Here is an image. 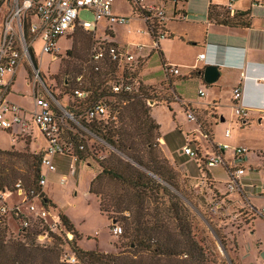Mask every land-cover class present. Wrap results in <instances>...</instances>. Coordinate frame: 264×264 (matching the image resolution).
<instances>
[{"label": "rangeland", "instance_id": "obj_1", "mask_svg": "<svg viewBox=\"0 0 264 264\" xmlns=\"http://www.w3.org/2000/svg\"><path fill=\"white\" fill-rule=\"evenodd\" d=\"M22 5V0H8L3 9L0 10V34L7 14L15 7H21ZM113 12L117 20L101 19L96 30L97 39L115 43L136 59L142 55L138 47L143 46L145 54L150 58V53L154 49L153 39L149 34L145 21L143 18H139V13L135 14L136 10L129 3V0H114ZM164 12L168 18L171 11L167 9ZM32 15L33 13H29L27 19H30ZM79 20L93 23L95 22V17L91 12L83 10L79 13ZM142 31L144 33H141ZM108 32H112L114 38L107 36ZM25 33L27 40L29 42L32 41V37L27 30ZM93 39L94 36L92 37V35L75 29L68 37L60 38L58 43L59 54L56 57L48 54L42 56L43 42L41 40L36 41L34 45L39 58L40 69L32 70V80L36 81L37 85L40 82H48L50 91L59 96V98L56 96L55 98L57 101L62 102L63 107H67L66 102L63 100L65 99L63 93L66 90L69 91L65 82L68 80L70 86L74 88L75 78L87 70L88 66L86 64L92 52ZM162 42L165 43V40L160 39L159 44ZM67 51H72L69 56ZM36 72H39V76H37ZM142 76L146 84L154 83L163 77L161 59L158 54L153 55L148 61ZM11 96L18 97L24 101L27 111H23V115L25 112L33 113L34 98L32 97L31 89L25 84L24 80L21 79L17 82L11 92ZM55 105L64 112V109L61 106L59 107L56 102ZM173 110V112H170L165 104L158 105L153 109V113L158 114V119H156L154 114L153 116L161 127V132L170 131L171 129H176V127L180 128L179 131H181L183 126H196V121H191L188 118V114L179 105H174ZM227 119V123H230V116ZM121 127H123V124H121ZM233 127L237 146H242V148L249 151L247 157L249 156L250 161L241 165V168L245 171V182L243 184L247 185H243L241 191L248 194L249 201L252 204L257 208H262L264 206V191L260 190L259 187L264 185V117L261 122H259V118L253 119V122L251 121L250 125H246L244 128L238 122ZM79 130L80 136L77 134L76 138L72 139L74 134H67L64 137L65 140L73 141L75 145H85L88 150L91 147H96L99 152L97 155L91 154V156L90 152H84L82 154L84 160L76 161L74 173H71L69 169L70 159L56 158L57 172L51 174L47 181V196L53 201L57 210L64 212L78 234L82 235L81 242L82 244L85 242L83 244L85 248H94L101 252L109 250L110 253L114 254L117 252L116 246L120 244L121 237L112 235L110 221L100 211L99 199L94 194H90L89 190L94 177L99 171L98 161L107 157L110 147L103 140L101 141V139L90 133L85 126L80 125ZM26 137L22 138L21 136V139L13 147L0 149L2 152L11 153V155L1 156V159L5 166L7 165L14 170V176L24 177L28 175V167L33 165V163L35 164V156L42 155L41 150L30 147L31 141ZM10 145V136L0 132V147H9ZM159 149L163 151L161 147ZM138 152L144 155L146 159L147 155L144 154L142 147H140ZM155 155L159 161L162 159V162L166 161L164 166L167 173L171 175L172 179L177 182L183 191V193H180L161 180H157L163 187L168 188L169 192L172 193L173 191V193L180 195L181 199L186 203L182 216L186 225L191 228L192 236L203 247L206 264H234L232 259L235 260L236 264H260L264 262V218L258 215L253 217L250 210L247 212V208L245 209L244 207L247 204L244 205L246 202L241 198L240 191L231 194V197L236 200L235 204L233 202L227 203L229 188L226 185L227 175L222 166H217L212 172L214 177L220 180L217 183V187L226 204L220 210L217 207L218 212L215 214L214 212L216 211L213 208L217 202L211 203L208 199L207 186L204 188L201 183L191 182V180L185 178L184 174L176 170L168 161L164 152L160 155L157 150ZM172 158L175 160L176 165L186 169L189 174L192 173V176H195L193 171L196 172L197 169L194 158H188L184 163H181L182 160L177 156ZM232 158H234V155H232ZM231 164L234 168L239 167V164L233 161ZM148 174L150 175V172ZM64 176H66V184L61 185L60 181ZM96 187L99 188V192L102 194L101 201L103 205L111 210V214L120 222L124 230L122 239V243L125 245L124 250L115 255L123 253L121 256L127 259H144L152 263L161 260V264H169L168 260L161 256L154 258L152 253L145 251L142 247H136V244L132 247L129 246L132 240L126 234L128 223L126 218L131 219V212L121 210L128 207L129 203L133 211L143 205L145 207L144 213H147L146 218L152 223L157 220L169 228H175V222L172 219L173 213L168 201L164 200L161 195L158 196L156 194L137 197L132 192L122 193L119 184L107 178L99 181ZM156 188L158 189L157 186ZM215 199L218 200L219 198ZM7 203L11 207L21 204V210L24 213L29 208V205L22 202V199L17 195H10ZM35 203L38 207H41V202L38 199ZM246 223H249V226ZM10 227L6 230L7 241L22 242L27 247H37L35 239H24L13 232L16 227V222L13 218L10 220ZM214 229L218 231L221 239L226 243L227 250L223 248L218 237L214 234Z\"/></svg>", "mask_w": 264, "mask_h": 264}, {"label": "trees", "instance_id": "obj_2", "mask_svg": "<svg viewBox=\"0 0 264 264\" xmlns=\"http://www.w3.org/2000/svg\"><path fill=\"white\" fill-rule=\"evenodd\" d=\"M7 1L0 0V10L3 9ZM169 1L176 6L182 7L187 2V0ZM129 3L136 10H140L131 0H129ZM138 13L141 14L143 19L145 15H148L141 10ZM247 15L249 16V14H239L238 16L230 17L227 12L223 10L221 12L212 7H210L209 11L210 20L231 26H248L250 23ZM154 22L156 21H152V23ZM30 23L31 21L28 19L26 21L27 31ZM146 26L148 29L152 27L148 22ZM76 29L92 35V37L94 36L92 52L86 64L88 67L85 72L80 73L75 78L74 88L66 80V88L69 91L66 90L63 93V97H65L63 100L67 104V107H63L64 112L56 107L54 103H51V106L56 119L62 125V138L69 146V154L72 157L82 161L84 160L82 156L84 152H90V156L91 154L97 155L99 152L96 147H91L88 150L85 145H75L73 141L65 140L64 137L67 134H74L72 139L76 138L77 134L80 136V125L85 126L90 133L101 139V141L103 140L110 147L107 157L98 161L99 171L90 187V192L99 199L101 213L109 219L110 224L115 223L121 226L120 222L111 214V210L106 208L101 201L102 194L96 186L103 178L119 184L122 193L132 192L137 197H145L147 194L161 195L170 204L175 228H169L157 220H155V223H152L146 218L147 213H144L145 207L143 205L141 208L133 211L129 203L128 207L121 209L131 212V219L126 218L128 220L126 234L132 240L129 246L132 247L136 244V247H142L145 251L152 253L154 258L161 256L165 260H168L169 264H206L203 247L192 236L191 228L186 225L185 219L182 216L186 203L181 199L180 195L173 193V191L172 193L169 192L168 188L163 187L157 182V180H161L176 191L183 193L177 182L167 173L164 166L166 161L162 162L163 159L159 161L155 155L157 154V150L160 155L163 151L159 149L160 127L151 116L150 101H154L157 105L164 104L166 101L158 98V95H161L160 91L154 87L145 86L142 83L140 78L142 66L140 62L137 64L136 62H124L122 65L117 63L109 54V48L116 45L112 42H105L106 44L98 46L95 32H88L79 27ZM151 35L153 38L156 36L152 33ZM108 36L112 37L111 34H108ZM98 47L104 50V55L101 60L96 61L94 57L98 51ZM71 52L67 51V55L69 56ZM31 58L35 67L38 68L39 64L33 50H31ZM165 66L164 64V69ZM79 78L81 79L80 81L78 80ZM115 85H131L132 92L115 94L113 93ZM78 91L84 92L86 96L84 98L78 97L76 94ZM52 94L54 97L59 98L56 93L52 92ZM100 101L105 103L107 111L111 115V119L107 122L92 120L89 117V111ZM114 115H116V119H112ZM121 124H123V127H121ZM202 133H204L207 143L217 150V146L213 144L210 129L203 127ZM140 147L143 148L144 154L147 155L146 159L144 155L138 152ZM79 153L80 155H78ZM3 155H11V153L0 151V192L12 191L15 185L20 182L22 189L30 198L41 196L45 202H42V204L45 207L46 204L51 205L52 202L44 195L40 185V178L43 172L42 155L35 156V164L33 163V165L28 167L29 173L24 177L14 176V170L10 169L7 165L5 166L2 161L1 156ZM206 161L207 159L200 158L197 152V162L200 164L201 170L205 174H208ZM148 172H150V175ZM214 213L216 214L217 212ZM251 215L255 217L254 213ZM61 217L64 225L74 234L76 240L78 235L73 225L62 214ZM13 219L17 221L16 218ZM246 225L249 226V223H246ZM8 228L11 227L0 226V264H62L60 262L61 240L59 238L56 237L48 248L41 249L38 245L37 247H27L22 242L7 241L6 230ZM214 232L223 248L227 250V245L221 239L218 231L214 229ZM36 234L37 231H33L32 233L21 234L20 237L35 239L37 243L38 238ZM113 236L121 237L120 244L116 247L118 252H122L125 246L122 243L124 230L122 235ZM75 240L72 243V249L78 255L79 264H161L162 262L161 260L152 263L144 259H127L121 256L123 253L115 255L84 251L77 246ZM232 262L236 264L234 259H232Z\"/></svg>", "mask_w": 264, "mask_h": 264}, {"label": "crops", "instance_id": "obj_3", "mask_svg": "<svg viewBox=\"0 0 264 264\" xmlns=\"http://www.w3.org/2000/svg\"><path fill=\"white\" fill-rule=\"evenodd\" d=\"M145 5H152L155 7L157 5L164 11L169 9L171 13L168 18L166 17L167 21L163 25V32L167 36V38L164 39L165 43H160L158 47L154 45V49L150 53V58L145 54L143 46L142 50L138 49L142 55L138 59L135 58L134 63H141L140 78L142 83L145 86L154 87L161 92L158 98L166 101L164 104L168 107L170 112L174 111V105H179L182 110H185V113H194L197 118L196 126H183V130L181 131H179L180 128L177 127L170 131H160V147L168 161H170L176 170L184 174V177L191 180V182H199L204 188L207 186L206 191L209 195L208 199L211 203L216 201L217 203L215 206L222 208V206L226 204V201H223V196L220 194L217 187V183L220 180L214 177L212 172L217 166L210 169L206 167L209 173L205 174L201 170L197 159L194 158L197 170L196 172L193 171L195 176H192V173L189 174L186 169H182L176 165L172 157L177 156L182 160L181 163H184L188 158H192L183 153V148L186 147V145H190L199 153V157L203 159H208L214 155L220 154L224 158L226 164L218 166H222L226 172V185L229 180V171L241 168L243 163H248L250 161L249 156L247 157L249 151L242 156L237 155L234 151V149L242 148V146H237L238 144L233 126L238 122L241 124V127L244 128L246 125L249 126L251 121L253 122V119L259 118V122H261L264 117V0H187L183 7L176 6L169 0H147ZM113 7L114 3L112 11ZM210 7L221 12L223 10L227 12L230 17L238 16L239 14H249L247 17L250 24L248 26H231L212 21L209 19ZM138 11L140 10L137 9L135 14H137ZM114 17L116 16L114 15ZM139 18L142 19L140 13ZM141 33L144 32L142 31ZM108 34H111V38H114L112 32H108L106 35L108 36ZM149 34L151 35L150 32ZM152 39L154 43V38L152 37ZM38 40L41 39H37L36 41ZM113 44L116 45L115 43ZM34 54L38 64H40L35 47ZM155 54H158L161 59L163 77L154 83L146 84L143 81V71L148 61ZM200 55H205L203 61L199 60ZM164 64L179 67L180 75L168 76L164 69ZM210 65H216L220 69L218 81L214 84H208L204 78V70ZM34 67L35 65L28 58H25L17 70L13 85L8 93L9 101L21 108L20 115L24 121L28 122L29 126L27 129H24L22 126H14L8 131H1V133H6L10 136L11 145L9 147H0V149L13 147V145L21 139V136L22 138L27 136L26 138L31 141L30 147L32 149L41 150L42 154L48 147L46 137L33 122V113L25 112L23 115L22 112L27 111L24 101L18 97L11 96L13 88L17 85V82L22 79L31 89L34 103L36 95L44 96L49 100L53 98L57 101L50 91L48 82H40L39 85H37V82L32 80L31 74ZM37 69H40L39 65ZM238 89H241L242 92L239 104L247 109L246 114L242 115H237L235 109L237 104L235 101V91ZM151 102L154 101H150L151 116L158 124L156 120L158 119V114L153 113V109L158 105L155 102L151 104ZM58 103L63 109L62 102L58 101ZM153 114L156 116V119ZM229 116V121L231 122L227 123V117ZM200 126L210 129L212 132L213 144L217 146V150L207 143ZM227 131L230 132V137H226ZM223 145H229L231 149L223 151L220 149ZM183 154L185 155L182 156ZM232 155H234V158H232ZM56 158L70 159V170L71 166H75L77 161H74V158L68 155L58 154L53 158L55 166ZM232 161L239 164V167H232ZM43 172L46 173V170L43 169ZM56 172L49 173L47 175L48 179L51 174H55ZM244 175L240 180V188H242L244 185L243 182H245ZM63 178H66V176ZM47 187L48 182L43 192L52 202L51 209H55L58 213L67 218L64 212L57 210L53 201L47 196ZM237 191H240L241 198L245 200L246 203H244V205L247 204V206L245 205L244 207L245 209L247 208L248 212L249 207H254L258 210L264 208V206L262 208H257L252 204L246 192L241 190ZM235 192L229 191L227 203H236V200L231 197V194ZM90 194L92 193L90 192ZM214 197L219 199L216 200ZM75 232L78 235L75 242L80 249L90 252L112 254L109 250L101 252L97 248V250L94 248H85V246H83L85 242H83V244L81 242L82 235H79L76 230ZM117 253L118 250L114 254Z\"/></svg>", "mask_w": 264, "mask_h": 264}, {"label": "built area", "instance_id": "obj_4", "mask_svg": "<svg viewBox=\"0 0 264 264\" xmlns=\"http://www.w3.org/2000/svg\"><path fill=\"white\" fill-rule=\"evenodd\" d=\"M23 5L12 9L5 17L0 34V132L8 131L14 126H22L27 129L29 124L24 121L20 115L21 108L8 99V93L13 85L17 70L25 58H28L32 63L31 50L34 51V42L41 39L43 42L42 55L59 54L58 41L61 37L69 36L75 31L77 27L82 28L88 32H95L97 30L99 21L101 19L114 20L112 6L114 0H22ZM137 5L141 11L148 14L145 15V23H150L149 29L154 38V45L158 47L160 39H166L167 36L163 32V25L166 23V15L164 10L156 5H148L145 3L147 0H131ZM83 10L91 12L95 17V22H84L79 20V13ZM29 13H33L30 18V25L28 33L32 37V41L26 38V23ZM156 21L152 23V21ZM38 21V22H35ZM98 46L106 44L105 41H99ZM139 50L143 47L139 46ZM109 54L119 64L134 63L135 57L127 53L126 50L118 47L111 46ZM104 50L98 47L94 59L99 61L103 58ZM205 55H200L199 60L203 61ZM34 69H37L34 67ZM165 71L168 76L180 75V69L174 65H166ZM39 76V72H36ZM81 80L80 78L78 79ZM122 92H132L131 85H115L113 93L120 94ZM77 96L84 98V92H76ZM241 89L235 91L236 113L237 115L246 114L247 109L239 104L241 100ZM60 104L55 99H48L44 96H35L33 122L38 126L40 131L46 137L48 147L42 154V167L46 173L42 172L40 178V185L42 189L46 187L48 177L47 175L56 172L53 158L56 155H68L69 146L63 141L62 125L56 119L51 103ZM89 117L92 120L107 122L111 119L104 102L100 101L89 111ZM188 118L191 121H196V115L189 113ZM116 119V115L112 117ZM203 130V127L200 126ZM226 137H230V132H226ZM221 150L226 151L231 149L229 145H223ZM237 155H245L248 150L243 148L234 149ZM183 153L187 156L197 159V152L190 146L186 145L183 148ZM74 158V157H72ZM77 159L74 158V161ZM224 158L218 154L207 159L206 167L213 168L218 165H225ZM71 173H74V165L71 166ZM245 171L242 168L229 171V180L227 186L230 192L241 190L240 180ZM61 185L66 184V179L60 181ZM260 190L264 191V185H261ZM10 195H17L22 199V202L29 205L28 211L24 213L21 210V204H16L11 207L7 202ZM41 202V208L35 203L36 200ZM45 203L41 196L30 198V196L22 189V184L18 182L12 191L0 192V226H10L11 218H16V227L13 232L20 237L21 234L32 233L37 231V245L41 248H48L52 245L54 240L59 238L60 243V262L62 264H79L77 253L72 249V243L75 236L70 232L62 221L61 214L55 209H51V205L46 207L42 204ZM219 210L221 207H218ZM217 206L213 209L218 211ZM249 210L258 216L264 217V208L258 210L254 207H249ZM113 235L120 236L123 234V229L120 225L112 223L110 226ZM260 264H264L260 263Z\"/></svg>", "mask_w": 264, "mask_h": 264}, {"label": "water", "instance_id": "obj_5", "mask_svg": "<svg viewBox=\"0 0 264 264\" xmlns=\"http://www.w3.org/2000/svg\"><path fill=\"white\" fill-rule=\"evenodd\" d=\"M219 70V67L216 65H210L204 70V78L208 84H214L218 81ZM151 104H154V102H151Z\"/></svg>", "mask_w": 264, "mask_h": 264}]
</instances>
